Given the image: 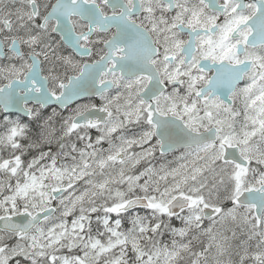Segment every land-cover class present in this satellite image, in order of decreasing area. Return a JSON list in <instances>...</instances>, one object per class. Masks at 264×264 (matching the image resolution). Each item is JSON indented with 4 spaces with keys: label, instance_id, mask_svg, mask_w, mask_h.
Returning <instances> with one entry per match:
<instances>
[{
    "label": "snow or ice",
    "instance_id": "1",
    "mask_svg": "<svg viewBox=\"0 0 264 264\" xmlns=\"http://www.w3.org/2000/svg\"><path fill=\"white\" fill-rule=\"evenodd\" d=\"M0 264H264V0H0Z\"/></svg>",
    "mask_w": 264,
    "mask_h": 264
},
{
    "label": "flooded vegetation",
    "instance_id": "2",
    "mask_svg": "<svg viewBox=\"0 0 264 264\" xmlns=\"http://www.w3.org/2000/svg\"><path fill=\"white\" fill-rule=\"evenodd\" d=\"M81 102H84V101H81ZM52 107H56L55 105H53V106H51V107H49V108H47V109H45L44 111H45V113H51V110H52ZM59 110V109H58ZM67 113H65V115H66ZM105 147H106V145H105ZM178 223V222H177ZM165 239H167V237H165Z\"/></svg>",
    "mask_w": 264,
    "mask_h": 264
}]
</instances>
